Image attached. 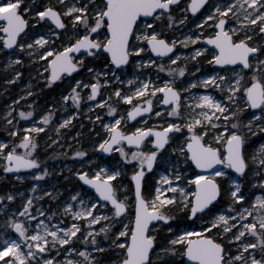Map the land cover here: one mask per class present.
<instances>
[{"label":"snow or ice","instance_id":"obj_1","mask_svg":"<svg viewBox=\"0 0 264 264\" xmlns=\"http://www.w3.org/2000/svg\"><path fill=\"white\" fill-rule=\"evenodd\" d=\"M0 33L8 85L22 81L26 64L38 65L36 82L3 115L13 138L0 140L5 176H51L39 134L50 129L48 147L57 145L81 117L105 131L97 152L122 158L80 164L75 175L90 195L74 189L61 202L64 189L38 182L0 194V264H264V0H0ZM203 57L212 70L197 76L201 68L189 64ZM79 70L89 76L74 79ZM39 81L66 88L37 117V99L19 105L42 91ZM99 108L104 116L93 115ZM133 121L139 126L129 129ZM81 135L71 139L79 144ZM173 208L200 220L197 230L178 224Z\"/></svg>","mask_w":264,"mask_h":264},{"label":"rangeland","instance_id":"obj_2","mask_svg":"<svg viewBox=\"0 0 264 264\" xmlns=\"http://www.w3.org/2000/svg\"><path fill=\"white\" fill-rule=\"evenodd\" d=\"M41 3H43V0H41ZM190 19H191V17H190ZM0 35H2V33H0ZM31 35H32V32H29V36H31ZM201 44H203V42H198L197 45H190L189 48L187 49V51H191L192 48H194L196 46H200ZM153 58H156V57L153 55ZM207 58L208 57L201 58V62L199 65H197L195 61L190 62V64H189L190 70H193V68L195 66H199L201 68V72L197 73L196 74L197 76H199L205 72H210L212 70V68L203 63V61L206 60ZM89 61H90V63H96L97 67H102V65L98 61L88 60V62ZM157 62L159 63L161 61L158 59ZM163 62L165 64L168 63L166 58L163 60ZM37 66L38 65H36V64H33V65L26 64L24 67H22L20 69L24 73V77H23L22 81L17 83V84L8 85L5 81L10 78V75L3 70V61H0V140H6V139L11 140V139H13L12 137H10L8 135V132H10L12 129L9 128L5 124L3 115H4V112L6 111V107L11 104V101L13 99H16L19 95L22 94L23 85L27 84L29 82V79H32L34 83L36 82L37 78L35 77L34 73H35V69ZM147 71L149 73H152L153 69L149 68V69H147ZM79 73L80 74L83 73L85 78H87L89 76V74L83 70H79ZM160 75H161L162 79H165V80L169 79V76L167 73L161 72ZM73 78H74V76H73ZM76 78H80V77H78V75H77V77H75L74 79H76ZM122 79H123V76H122ZM188 79H189V77L186 74L184 81L187 82ZM36 86L38 88H41L42 91L36 93V95H34L33 97L27 98L26 101H21L19 106H23V107H25V110H27L28 103H30L32 99H37L38 107H37L36 115L38 117L41 114V111L46 110L48 105L50 103H52L54 100L56 102H59V93L66 88V85L64 83L59 85L57 87V89H58L57 95H53V92H52L51 96L48 99L45 98L43 94H45L47 91L48 92L52 91V88L54 90V86L51 88H45L43 81H39V83H37ZM114 86H119V85H114ZM123 88H124L125 92L130 90L129 86L126 84L123 85ZM5 89H8V91L5 92ZM197 90L206 91V89H203L202 87H199L198 89L193 90V91H197ZM108 91L111 92L112 88H109ZM84 92L86 94L88 92V90L85 89ZM103 92H104V90L102 89V95L100 97H98L97 99L104 98ZM157 95H159V94H157ZM135 102H136V100L134 99L133 103H135ZM89 103H91V102H85L82 105V107L84 109H87ZM128 107H130V106L127 104V102H124V101H120V103L118 104V108H120V109L126 110ZM73 108H74V106H73ZM69 110L71 111L73 109L70 108ZM156 110H158V108ZM105 112H106L105 109L99 108V109L94 110L93 115L100 114V115L104 116ZM60 115H61V112L58 110L57 111V117H59ZM58 122H59V120L57 119L55 121V123H58ZM104 122H107L106 117L104 119ZM153 122H155V118H153L152 120L149 121L150 124ZM81 123L84 124L83 129L80 128ZM20 124H21L22 128L27 126L24 120H20ZM74 125L75 126L71 129L62 130V131H64L65 135L58 142L57 145H52L51 147H48V145L51 144V140L48 139V137L51 136L54 139L55 136L52 134V131L50 129H45V132L40 133L38 136L39 148L37 150V154L40 156V158L42 160H46L47 166L49 167L50 170H54L51 176L44 178V180H42V181H35V180L31 179V176L33 175L31 170L27 171V172H20L18 174H7L5 176L3 169H0V177H5L4 179L0 180V194H3V192L5 190H10V191H13L14 193L19 192V191H25L26 189L30 188L33 183L38 182V183H41L43 186L56 185L57 188L64 189L63 195L61 196V202L68 196L69 192L74 190V189H81L82 191H84L90 195L91 190H89L85 186H83L81 184L80 180L78 179V177L75 175V172L80 169V164L84 163L85 167H88L87 160H91V159H93V157H98V159L100 161H104V162H107L109 164L115 163L116 161L121 160L122 158L116 153H112L109 156L100 155L97 152V150L95 149L94 146H95L96 141L103 138L105 135V131L101 127L100 122H97L96 127L93 128L92 124L86 118L81 117L77 121H74ZM135 126H139L137 122L128 124L129 129L133 128ZM78 131L82 133V135L80 137H77V139L79 140V144H77L76 142H74L71 139L73 136H75V133ZM96 133H99V136H97ZM21 135H22V133H21ZM19 138L20 137H16L15 139L18 141ZM260 139H261V137L259 135L250 137V139H249L250 147L255 146L257 144V141ZM69 143L72 144V148L67 147V145ZM60 144H63L64 147L61 148L59 146ZM78 148L82 149V150H86L88 152V155L86 158H78V157H73L71 155V152L77 150ZM128 149L134 150V149L129 148V147H128ZM20 150L22 151L23 149L21 148ZM48 150H52V152L47 153ZM57 152H68L69 155H67V156L57 155L53 158V154L57 153ZM45 153H47V154H45ZM126 167L129 168V171L131 170V165H126ZM61 168L64 169L63 172H60ZM69 168L72 169L71 172L68 171ZM193 170L197 171L196 169H193ZM89 171L91 172V169H89ZM16 175H25L28 178L25 181L21 182L15 178ZM65 177H67V179H65ZM155 177H156V173L154 172L152 174V176L150 177V180L152 183H153V180ZM123 182L125 184H128L129 186H131V184H132L130 176H125ZM151 184H150V186H151ZM45 190H47V187H45ZM252 191L253 190L249 189L250 195H251ZM26 194H27V192H26ZM19 202H20V200H19V198H17V201L13 204H10V207H16L19 204ZM40 203H43V204H45V206H47L48 198L45 197L44 200L40 201ZM52 206L56 207L55 204H53ZM172 212L176 213V215H177V221L176 222L178 224L182 225L183 227L187 228L190 231L197 230L198 225L201 223V221L197 220L196 218H193V219L190 218L191 222H183V219L180 217V215H182L184 213L180 212L178 208H173ZM2 219L3 218L0 217V220H2ZM68 222H69V220L66 219L65 224H67ZM168 223L171 224L172 222H168ZM2 230L3 229H0V231H2ZM82 231H83V229H82ZM9 234H14V230L9 229ZM77 235L79 236L80 234L78 233ZM80 243L81 242L78 241L77 246ZM109 255H111V254L110 253L106 254V256H109Z\"/></svg>","mask_w":264,"mask_h":264},{"label":"flooded vegetation","instance_id":"obj_3","mask_svg":"<svg viewBox=\"0 0 264 264\" xmlns=\"http://www.w3.org/2000/svg\"><path fill=\"white\" fill-rule=\"evenodd\" d=\"M78 72H79V71H78ZM76 75H77V73L74 74V75H72V76H74V78H75ZM61 84H62V82L58 81V82L54 85V90H53V88H52V91H49V92L47 91V92L44 94V97L48 99V98L51 96L50 94H51L52 92H53V95H57V92H58V91H57V90H58L57 87H58L59 85H61ZM139 119H140V118H139ZM139 119H137V120H139ZM134 122H136V121H134ZM134 122H133V123H134ZM47 152H50V153H51L52 150H48ZM196 170H197V169H196ZM197 171H198V170H197ZM191 219H192V218H191Z\"/></svg>","mask_w":264,"mask_h":264},{"label":"trees","instance_id":"obj_4","mask_svg":"<svg viewBox=\"0 0 264 264\" xmlns=\"http://www.w3.org/2000/svg\"><path fill=\"white\" fill-rule=\"evenodd\" d=\"M88 63L91 64L90 61H89ZM77 75H78V77H84V74H83V73L80 74V73L78 72ZM77 75H76V77H77ZM43 95H44V94H43ZM50 95H51V94H50ZM47 153H49V152H47ZM47 153H45V154H47ZM150 177H151V176L148 177L149 186H150V184L152 183L151 180H150ZM249 183H250V182H249ZM150 190H151V188L149 187V191H150ZM223 203H227V201H224ZM180 217L183 219V222H191L190 218L187 217L185 213L182 214V215H180Z\"/></svg>","mask_w":264,"mask_h":264},{"label":"water","instance_id":"obj_5","mask_svg":"<svg viewBox=\"0 0 264 264\" xmlns=\"http://www.w3.org/2000/svg\"><path fill=\"white\" fill-rule=\"evenodd\" d=\"M203 43H204V42H203ZM153 55L156 57L155 54H153ZM74 74H76V73H73L72 75H74ZM137 119H139V117H138ZM133 122H134V121H133ZM133 122H131V123H133ZM127 147L134 149V147H133V146H130V145L127 146ZM99 154H100V153H99ZM100 155L109 156V155H111V154H100ZM197 170H198V169H197ZM27 171H30V170H20L19 173H20V172H27ZM198 171H200V170H198ZM9 174H18V173H9ZM78 179L80 180V182H81V184H82L83 186H85L87 189L91 190L90 186H87V185L85 184V182H83L79 177H78ZM192 219H193V218H192ZM189 264H191V262H189Z\"/></svg>","mask_w":264,"mask_h":264}]
</instances>
